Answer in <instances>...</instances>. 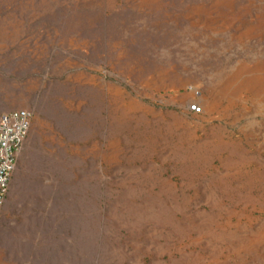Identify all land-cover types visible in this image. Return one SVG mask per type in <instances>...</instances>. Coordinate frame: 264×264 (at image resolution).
<instances>
[{
	"label": "rangeland",
	"instance_id": "obj_1",
	"mask_svg": "<svg viewBox=\"0 0 264 264\" xmlns=\"http://www.w3.org/2000/svg\"><path fill=\"white\" fill-rule=\"evenodd\" d=\"M17 109L0 264H264V0H0Z\"/></svg>",
	"mask_w": 264,
	"mask_h": 264
},
{
	"label": "built area",
	"instance_id": "obj_2",
	"mask_svg": "<svg viewBox=\"0 0 264 264\" xmlns=\"http://www.w3.org/2000/svg\"><path fill=\"white\" fill-rule=\"evenodd\" d=\"M195 114L204 108L192 104ZM33 114L27 109H17L0 115V217L7 198L19 152L29 135Z\"/></svg>",
	"mask_w": 264,
	"mask_h": 264
},
{
	"label": "trees",
	"instance_id": "obj_3",
	"mask_svg": "<svg viewBox=\"0 0 264 264\" xmlns=\"http://www.w3.org/2000/svg\"><path fill=\"white\" fill-rule=\"evenodd\" d=\"M46 146H42L36 149L33 154L32 159H30L29 164L25 167L24 172V193L25 198L23 200V205L20 207V212L25 213L30 208L33 200L37 196V185L40 182V178L44 172L49 168V162L47 159ZM24 215V214H23Z\"/></svg>",
	"mask_w": 264,
	"mask_h": 264
}]
</instances>
